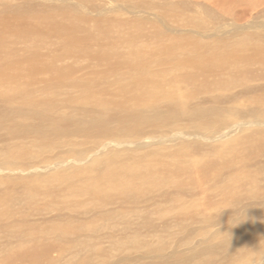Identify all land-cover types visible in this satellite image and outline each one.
Listing matches in <instances>:
<instances>
[{"label": "bare ground", "instance_id": "obj_1", "mask_svg": "<svg viewBox=\"0 0 264 264\" xmlns=\"http://www.w3.org/2000/svg\"><path fill=\"white\" fill-rule=\"evenodd\" d=\"M55 1L62 2L55 5L50 1L46 11L17 6L21 12L18 20L40 18L42 25H33L48 27L57 38L60 36L62 51L76 59L90 49L86 54L94 65L79 74L68 67L55 69L54 60L60 56L57 49L52 51L53 58L40 54L54 49L47 42L41 50L35 46L36 54L17 68L19 84L0 86V257L7 256L0 259V264H53L47 253L54 246L66 249L55 261L66 257L68 264H91L93 255L97 257L104 250L90 249L98 244L102 247L106 242L127 252L111 264H139L137 260L143 264H182L186 257H180L183 250L179 245L185 236H179V228L191 218L195 221L198 214H211L225 204L234 208L227 210L231 213L241 211L242 204L248 209L252 202L244 201L250 200L245 198L251 192L264 198L256 193L264 189V166H255L262 173L252 175L262 188L254 182L253 188L246 187L242 199L237 193L229 194L224 187L205 182V176L211 180L212 167L199 161L189 163L183 157L174 160L170 151L158 145L177 141L173 150L180 155L191 147L184 138L225 139L240 126L220 119L232 114L225 105L238 104L247 98L256 104L239 111L245 119L242 122L264 118V98L250 95L264 87L261 83L240 84L243 88L237 93L220 90L217 85L224 84L221 80L208 87L192 84L194 81L205 84V77L213 73L226 75L233 71L235 75L249 70V65L255 62L264 67V52L243 57L244 61L225 52L199 57L186 54L187 58L180 60V56L166 54L167 44L161 42L166 34L163 28L171 34L179 33L184 30L181 26L189 23L195 26L198 19L179 22L177 15L173 19L167 0H117L118 8L114 5L110 8L115 13L121 9L130 14L118 24L107 22L105 17L109 14L97 6L98 0ZM2 5L0 41L5 38L4 28L15 21L9 16L12 7ZM61 11L70 16L71 23H61ZM86 12L103 15L98 21L99 36H110L111 42L103 38L88 45L80 31L75 32L83 22L87 24L84 27L93 22ZM41 28L28 29L40 32ZM129 32L132 35L128 37ZM153 37L158 39L152 40ZM50 44L54 45L52 41ZM197 58L200 59L192 62ZM163 63L188 69L169 78L164 77L166 71L159 78L158 74L151 78L152 67ZM0 67H4L1 61ZM41 73L47 76H37ZM44 83L46 87H40ZM188 84L192 86L190 92L185 90ZM109 86L117 91H110ZM167 87L178 88L179 97ZM98 93L103 97H97ZM177 97L181 98L178 103ZM17 141L29 143L33 150L23 149L24 144ZM218 147L226 153L230 151L232 162L247 173L253 155L247 154L245 143L239 142L237 146L218 143ZM232 170L227 164L221 173L231 176ZM35 177L45 184L31 186ZM238 184L234 181L233 186L236 188ZM37 199L44 202L37 205ZM142 231L150 236L164 231L169 239L179 238L164 240L165 247L161 237L156 236L151 242L141 235ZM136 235L140 239L135 240ZM263 236L264 223L248 231L244 240L258 242ZM133 242L140 246L134 248L137 258L130 256ZM240 244L239 241L234 248ZM186 250L193 252L191 247ZM203 250L209 254L215 251Z\"/></svg>", "mask_w": 264, "mask_h": 264}, {"label": "rangeland", "instance_id": "obj_2", "mask_svg": "<svg viewBox=\"0 0 264 264\" xmlns=\"http://www.w3.org/2000/svg\"><path fill=\"white\" fill-rule=\"evenodd\" d=\"M50 1H53V4L55 5H58L59 2H62L55 0H0V10H2V4H6L7 6L12 7L11 10L13 12L10 13L9 16L13 17L15 20L13 23H11V25H7L4 28L5 38L0 41V61L4 65V67H0V86L5 88L6 86L11 85L12 82L19 84V82L16 80V74L18 72L17 68L23 62L28 61L31 57L36 54V52L34 51L35 46L39 47V49L41 50L44 43L47 42L50 46L54 47V49L40 54L43 58H53L54 53L52 51L57 49L58 55L60 56L59 60H54L55 69L58 67L61 71L62 67H68L71 68V70L77 71L76 74H79L81 72L86 73L87 69L94 65L89 62L88 56L86 54L90 49L85 52V54H82V57L78 55V58L76 59H73L71 54L62 51L60 46L63 39H61L60 36L59 38H57L51 32V29L48 27L44 28L43 26L41 28L36 25H33H42L40 22L41 19L37 16L33 15V17L38 19H31L26 22H21L20 20H18V17L21 15V12L19 7L17 6L23 8L29 7L30 9L35 10L41 9L42 11H46L47 8L45 6L46 4H51ZM171 1L172 0H167V2L169 3L168 11L172 14L173 19L176 18V16L173 17V15H177V19L179 20V22L186 19L198 20L194 22L195 26L190 23L186 24L184 26H181V29L184 28L182 32L174 34H171L166 29V27H162L166 34L164 35L165 40L161 42L166 43V47L169 49L167 50L166 54L170 52L173 55L180 56V60H183L184 58H187L185 57L186 54H193L191 56L199 57L205 56L206 54H216L219 52H225L228 56L233 55L236 57H242L243 60V57H250L249 55H257L264 52V0H175V3ZM118 2L119 1L117 0H98L97 6H100L102 7V9H105V12L103 13L109 14L105 17V19L109 20L107 22L112 21L117 24L122 23L126 20L125 18L130 15L128 12H125L121 9L120 11L115 13L112 8H110L113 5V7L118 8ZM61 12L62 14L59 18L61 23L65 24L67 21L71 23V20L68 19L70 16L65 11ZM86 13V17L92 19L93 22L94 19H97V22H94V24L93 22H90L88 27H84V24H87L83 22V26L80 27V29L75 30V32L80 31V36L83 39L86 38V40H88L86 42L88 45L92 44V42L101 41L103 38L109 40L110 36H99L100 32L98 30V21L101 20L100 17H102L103 15L100 16V14L90 12ZM92 24L94 25V27L92 26ZM30 27L41 29L40 32L37 30L32 31L28 29ZM122 27L123 26L121 25L120 28H118V31L121 32ZM103 28L104 30L107 29L106 27ZM105 31L107 32L108 29ZM129 33L127 35L128 37L132 35L131 33ZM97 35L99 37H95ZM157 39V37L152 38V40ZM51 41L54 43V45L50 44ZM38 42H41L43 44H40ZM109 42L111 41L109 40ZM259 43L262 47H259ZM152 51L154 52L153 48ZM199 59L200 58L194 59L192 62H196ZM63 64H70V66H63ZM246 66L247 64H245V67ZM248 68L250 69L241 70L235 75H232L234 74L233 71H231L230 74L226 73V75H223V72L213 73L205 77V84H199L197 83V81H194L192 84L196 87H199L201 85L208 87L209 84L213 86L217 81L221 80L224 84L222 85L219 83L217 87L227 93L239 92L243 88L242 86H240V84L247 82H249L248 85L257 84L259 86V84L261 83V86H264V67H261L257 62H255L250 64ZM182 69H188V67L184 68V66H176L172 68L167 67L166 63H163L159 66L152 67V70L154 71L152 72L153 74L150 77L156 78L158 74L159 78L162 76L161 73L166 74L164 72L166 71L167 74L164 77L169 78L170 76L180 73ZM11 74L12 77L10 78ZM37 76L46 77L47 75L46 73H41ZM239 81L242 82L240 83ZM46 85L47 84L44 83L41 84L40 87H46ZM109 87L110 91H113L115 89L113 88V86ZM167 88L175 91L176 95L178 94L179 97V92L176 91V89L178 88ZM189 88L192 90L191 84H188L185 87V90L189 91ZM5 90H9V88H6ZM115 91L117 90L115 89ZM253 92L250 93L252 97H257L260 99L264 98V87L259 88L258 90H254ZM96 96L100 98L103 97L101 93H98ZM178 97L176 98L177 103L181 101V98ZM251 103L256 104V102H253L252 100L247 98V100H243L238 104L233 105L232 103H229V105H225V108L231 109L230 111L232 112V114L231 116L226 117L225 115L220 116V119L222 121L225 120L227 124L231 125H237L238 123H240V126H238V128L233 131L230 135L223 137L225 138L223 140L222 138L206 139V137L196 136L184 138L182 140H185V143L191 145V147L186 148L184 151H182V154L180 155V152L173 150L177 141L172 143L167 142L166 144L162 143L158 146L164 147L165 150L170 151L173 155L174 160H178L180 157H183V159H187V162L189 163H195L196 161H199L197 163L212 167L213 170L210 171L211 180L207 179L206 176L205 178L204 176L202 177L206 179L205 182L208 183L210 181L214 183L217 188L224 187L228 190L229 194L232 195L237 193V195L239 194L240 197L243 199L245 198V190L251 189V187L253 188L255 185L252 184L257 181V179H255L252 175H255L256 177L262 173L260 171H256L255 166H264V118H262L261 120H257V122L256 120L242 122L245 121V119H243L239 114V111L245 108L244 106L250 105ZM246 131L248 132L247 134L245 133L243 136H240L241 133H244ZM24 141L17 142L19 144H24L23 149L33 150L32 148L28 147V145L30 144H25ZM239 142L245 143L247 154L253 155V163L251 164V167L247 168V173L239 169L234 164V162H232L233 159L230 158V151L226 153L223 148L218 147V143H226L231 146L232 144H234V146H237V143ZM1 143L2 142L0 141V144ZM258 161L261 162L256 165ZM227 164L231 165L233 169L230 173L231 176L223 175L221 173V169ZM253 166L254 168H252ZM31 171L32 170H29V174L32 173ZM13 172L14 171H12L11 173ZM20 173L24 174V172ZM217 177L218 180H216ZM234 181L239 183L236 188L233 186ZM17 183H19V181H17ZM21 184L22 183L20 182V185ZM30 184L31 186H40L45 183L40 181L39 178L35 177L32 179V182ZM242 184H245L246 186L241 187ZM248 186L250 187L246 189V187ZM260 188L262 187L260 186ZM254 189L256 190V188ZM262 189L257 190L258 192L256 193L259 195H264V189ZM215 193H217V191ZM257 197L259 196H256L254 193L251 192L248 194V197L245 198L250 200L244 202L252 203L251 205H249L248 209H246V204H242L244 205L242 206V210L237 211V214L234 218L238 224L233 225L232 223H230L232 217L236 212H228V209H225L221 212V209L223 208H232L231 204H225L222 207L212 211L211 214H198V218L195 221L191 218L192 216H188V219L191 218L188 224L182 225L180 228L176 226L181 230V232H179V236H185V238L182 237V241L179 245L180 249L183 250L179 253L181 254L180 257H186L184 262L181 263L264 264V236L258 238V242H246L244 240V235L248 231L264 223V215L261 214V212L264 211V198L260 199ZM37 200V205L42 204L44 202V200H42L41 202V199ZM164 202L167 201L165 200ZM164 213H166V211ZM195 215L197 214H194L193 216ZM7 226L8 225H6V227ZM168 227H172V225L168 224ZM237 229L239 231H237ZM104 230H107L106 227L104 228ZM141 235L144 236L146 240H149L151 242L153 239H155L156 236H159L161 237V240H163V246L165 247H167V244L164 242V240H174L179 238V236H177L173 237L172 239H169V237H165L166 234L164 233V231L161 234H156L153 236L147 235L145 231H142ZM137 239H140L138 235H136L135 237V240ZM239 241L241 242V244L238 245L239 248H234L235 244ZM96 246L97 247L91 248L90 251L95 252V250H98L100 248L104 250V253L98 255L97 257L93 255V258L90 259L92 262L91 264H111L114 259H118L122 256L124 257L127 254V252L123 250L119 245L113 247L108 242L102 244V247H99V244ZM132 246L133 248L130 249V256L137 258L138 252L135 251L134 248L135 246H140L136 243L132 244ZM187 247H191V249H193V252H188V250H186ZM203 248L215 251L209 254L206 253ZM63 251L65 252L66 249L58 248L57 246L52 247V250L47 253L48 260L54 261L53 264H68L67 259H65L66 257H62L60 260L55 261L57 260L59 255H62L61 252ZM6 257L7 256L5 255L1 256L0 259L4 260ZM72 262L74 261L72 260ZM137 263L143 264L139 260H137Z\"/></svg>", "mask_w": 264, "mask_h": 264}, {"label": "clouds", "instance_id": "obj_3", "mask_svg": "<svg viewBox=\"0 0 264 264\" xmlns=\"http://www.w3.org/2000/svg\"><path fill=\"white\" fill-rule=\"evenodd\" d=\"M225 209H229V208H223V209H221V212L223 211V210H225ZM232 209H234V208H232ZM236 214H237V212L234 214V216L232 217V220L230 221V223H232L233 225H235V224H238L237 222H236V220H235V216H236ZM240 223V222H239Z\"/></svg>", "mask_w": 264, "mask_h": 264}]
</instances>
